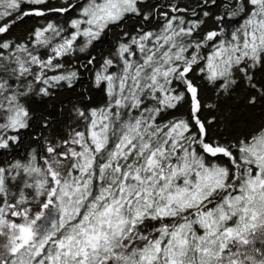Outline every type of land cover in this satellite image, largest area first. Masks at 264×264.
Wrapping results in <instances>:
<instances>
[{"label":"snow or ice","instance_id":"snow-or-ice-1","mask_svg":"<svg viewBox=\"0 0 264 264\" xmlns=\"http://www.w3.org/2000/svg\"><path fill=\"white\" fill-rule=\"evenodd\" d=\"M0 264H264V0H0Z\"/></svg>","mask_w":264,"mask_h":264}]
</instances>
